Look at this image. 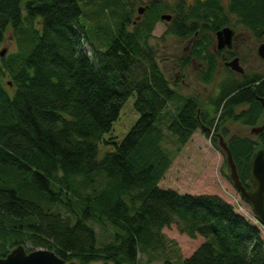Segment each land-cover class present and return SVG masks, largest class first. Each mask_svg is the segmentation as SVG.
I'll return each mask as SVG.
<instances>
[{
    "label": "trees",
    "instance_id": "trees-1",
    "mask_svg": "<svg viewBox=\"0 0 264 264\" xmlns=\"http://www.w3.org/2000/svg\"><path fill=\"white\" fill-rule=\"evenodd\" d=\"M162 4L150 1L132 31L129 18H122L108 47L90 45L89 54L77 0H0V45L9 28L18 45L17 52L0 56V258L20 244L33 250L25 246L30 243L53 250L66 264H138V252L160 245L161 230L177 224L203 242L179 263L163 264H264L260 228L228 202L158 186L172 160L157 124L179 98L148 45L166 11ZM172 12L169 32L181 38L215 35L232 18L255 39L264 38V0H197L188 6L180 0ZM215 67L208 57L204 81ZM133 94L136 122L121 141L106 137ZM258 98L264 100V73L224 81L213 103L216 117L197 98L186 97L168 130L184 145L196 129L218 130L226 120L252 127L261 117ZM241 106L246 109L236 113ZM258 138L264 148V133ZM227 141L248 187L256 143L236 136ZM110 143L114 148L98 159L99 145ZM101 175L107 182L96 188ZM73 204L79 207L73 220L53 210L61 205L72 213ZM104 219L115 232L98 246L88 222Z\"/></svg>",
    "mask_w": 264,
    "mask_h": 264
},
{
    "label": "rangeland",
    "instance_id": "rangeland-1",
    "mask_svg": "<svg viewBox=\"0 0 264 264\" xmlns=\"http://www.w3.org/2000/svg\"><path fill=\"white\" fill-rule=\"evenodd\" d=\"M145 0H77L82 14L80 20L86 29L87 43L85 49L90 54V45L100 50H105L115 35L122 18L127 16L130 24L128 31H132V20L136 16V9L143 5ZM180 0H161V4L166 8L164 13L172 14ZM197 0H185V4L192 5ZM202 1V0H201ZM226 4V0H220ZM171 23L165 20L157 21L148 39V45L152 48L156 65L168 85L179 98L169 102L166 110L161 116V121L157 127L161 130L163 139L162 149L169 155L172 164L165 176L159 181L161 188H170L180 194H211L216 195L228 202L235 213L243 215L245 219L260 228L264 243V228L255 223L251 206L244 201L239 192L236 191L229 180V169L225 157L217 143L213 144L202 131L196 129L188 142L181 145L177 138L168 130V125L172 116L179 111L183 99L195 97L200 102L205 112L210 116H215V98L218 96L221 85L227 80H238L242 75L252 76L255 73H264V59L257 54L260 44L264 43V38L255 39L251 33L242 25L237 23L236 18L231 19L230 27L235 30L233 45L230 49H225L222 54L217 53L216 36L206 34L208 43L203 40L200 33L197 37L189 36L181 38L169 32ZM201 43L200 46H197ZM201 49V55L194 56L193 51ZM5 49V54L15 53L18 50L17 41L13 32L9 28L6 31L5 39L0 45V51ZM214 57L216 64L213 75L209 80L204 81L202 76L207 69V58ZM233 57L239 58V65L243 68V73L230 71L224 66V62ZM176 74L178 79H176ZM7 77L5 81H8ZM182 81H184L182 83ZM9 87V91H12ZM134 94L131 95L122 105L119 116L114 121L111 131L106 137H114L115 141H121L127 132L132 128L138 118L134 109ZM246 109L241 106L235 110L236 113ZM220 134L224 133L226 140L231 137H242L252 139L256 147L261 146L260 138L250 132L251 127L242 125L239 122L224 121L218 126ZM112 143L100 144L98 149V159L102 158L107 150L113 149ZM107 182L104 176H99L95 187L101 188ZM90 188L88 187L87 190ZM73 212L64 206L53 207L64 218L73 220V216L79 213L76 204L71 205ZM88 224L94 229L97 245L102 246L112 241L115 228L107 221L97 222L89 220ZM163 242L153 249L145 252H138V264H163L165 260L179 263L184 258L190 256L203 242L199 235L190 237L182 232L177 224L164 227L161 230ZM27 249H35L30 243H25ZM89 264H101V262H91Z\"/></svg>",
    "mask_w": 264,
    "mask_h": 264
},
{
    "label": "water",
    "instance_id": "water-1",
    "mask_svg": "<svg viewBox=\"0 0 264 264\" xmlns=\"http://www.w3.org/2000/svg\"><path fill=\"white\" fill-rule=\"evenodd\" d=\"M147 6L141 5L137 8V16L134 24L139 21L146 11ZM170 14H162L161 20L170 21ZM216 47L218 50L224 48H231L234 39V30L231 27H223L216 31ZM5 49L0 51V56L5 54ZM257 54L261 59H264V43L260 44L257 49ZM226 67L234 72L242 74L243 68L239 65V58L233 59L224 63ZM11 84V83H9ZM261 102V117L259 122L252 126L250 132L257 137L264 133V100L258 98ZM249 127V126H248ZM202 128V127H201ZM202 130L215 139L225 157L226 164L229 169V180L232 185L239 192L240 196L246 201L252 209V212L258 218L260 224L264 227V148L256 147L248 162V180L246 185L239 177L237 165L232 157L231 151L228 146V141L219 132L211 133L210 128H202ZM0 264H66L65 261L59 257L53 250L45 248H37L31 251H26L24 245L20 244L15 246L6 256L0 258Z\"/></svg>",
    "mask_w": 264,
    "mask_h": 264
},
{
    "label": "flooded vegetation",
    "instance_id": "flooded-vegetation-1",
    "mask_svg": "<svg viewBox=\"0 0 264 264\" xmlns=\"http://www.w3.org/2000/svg\"><path fill=\"white\" fill-rule=\"evenodd\" d=\"M150 1H161V0H145L144 2H146L145 4H143V5H146V6H148V3L150 2ZM137 10V9H136ZM136 16H137V12H136ZM136 16L134 17V19L132 20V22H131V24H132V26L134 27V25L136 24H134V20H135V18H136ZM143 16V15H142ZM171 16L173 17V14H171ZM142 18V17H141ZM172 19V18H171ZM169 22H171V20L169 21ZM224 27H226V26H224ZM233 30H234V28L233 27H231ZM234 37H235V30H234ZM234 40V39H233ZM232 45H233V43H232ZM216 49H217V47H216ZM225 49H230V48H224V49H221V50H218L217 49V53H219V54H222V51H225ZM223 55V54H222ZM234 58V57H233ZM232 58V59H233ZM229 61V60H228ZM226 62V61H225ZM224 62V63H225ZM225 66V65H224ZM226 67V66H225ZM176 79H178V75L176 74ZM184 81H182V83H183Z\"/></svg>",
    "mask_w": 264,
    "mask_h": 264
},
{
    "label": "bare ground",
    "instance_id": "bare-ground-1",
    "mask_svg": "<svg viewBox=\"0 0 264 264\" xmlns=\"http://www.w3.org/2000/svg\"><path fill=\"white\" fill-rule=\"evenodd\" d=\"M214 132H219V131H217L215 129H211V133H214Z\"/></svg>",
    "mask_w": 264,
    "mask_h": 264
}]
</instances>
